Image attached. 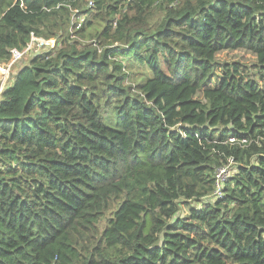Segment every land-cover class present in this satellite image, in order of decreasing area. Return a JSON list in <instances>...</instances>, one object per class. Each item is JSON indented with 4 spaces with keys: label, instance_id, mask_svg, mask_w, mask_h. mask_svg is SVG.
<instances>
[{
    "label": "trees",
    "instance_id": "16d2710c",
    "mask_svg": "<svg viewBox=\"0 0 264 264\" xmlns=\"http://www.w3.org/2000/svg\"><path fill=\"white\" fill-rule=\"evenodd\" d=\"M31 35L55 44L0 92V264H264V0H0V65Z\"/></svg>",
    "mask_w": 264,
    "mask_h": 264
},
{
    "label": "rangeland",
    "instance_id": "374dc122",
    "mask_svg": "<svg viewBox=\"0 0 264 264\" xmlns=\"http://www.w3.org/2000/svg\"><path fill=\"white\" fill-rule=\"evenodd\" d=\"M86 41H87V43H92L94 41V39H87ZM53 44H55L54 41H53V43L49 42L48 45H43V44L40 45V44L34 43L33 47L36 48V50L45 51V50L52 48ZM28 54L22 57V59L19 61L20 62L19 64L25 63L28 60V58L32 54H34V52H30V54H29L30 56ZM217 59L222 61V62H226V63L227 62L240 63V65L243 66V67H241L243 72L245 71L244 68H246V66L249 68L252 63H255V60H256L253 55H251L250 53H247L245 51H242V50L220 52L217 55ZM16 65L11 70H9L8 72H7V68L5 67L6 66L5 63L0 65V92L7 84L11 83L10 81L12 80L13 73L16 70V68L18 67V65H17V67H16ZM145 73H146V70L143 69L142 67L137 66L136 64H134L132 66V75H133L134 80L142 79L145 76ZM220 73L221 72L218 71V76L215 77L212 82H210L212 86H215L217 84V81L219 80V77H220ZM149 75H150V73L148 72L146 74V76L148 77ZM228 167L230 169V171H229V176H230L232 173V170H233L231 167V163H229ZM183 209H184V207H183ZM183 214H185V212H183Z\"/></svg>",
    "mask_w": 264,
    "mask_h": 264
},
{
    "label": "built area",
    "instance_id": "2783aa9c",
    "mask_svg": "<svg viewBox=\"0 0 264 264\" xmlns=\"http://www.w3.org/2000/svg\"><path fill=\"white\" fill-rule=\"evenodd\" d=\"M89 5H91V2H89ZM53 41H54L53 39L44 40L43 38H37L34 35H31L29 42L27 43L26 47L22 51H19L17 49L10 50L11 58L9 59L7 63H5L7 72L14 66L15 63L19 62L22 59L23 55L30 53L32 50H36V48L33 47L34 43H37L40 45L41 44L48 45L49 42L53 43ZM229 142H234V139L232 138L229 139ZM241 143L245 144L246 140H241ZM229 163H231V165L233 163V161H231L230 158L228 159V162L224 166H220L215 170V180H214L215 188L213 192L214 197H217V198L221 197L223 181L229 177V171H230L228 167Z\"/></svg>",
    "mask_w": 264,
    "mask_h": 264
}]
</instances>
